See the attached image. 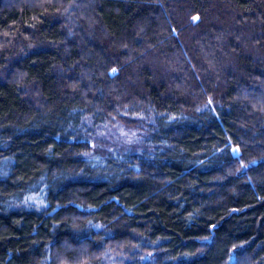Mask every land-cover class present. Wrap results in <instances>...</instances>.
Segmentation results:
<instances>
[{
    "label": "trees",
    "instance_id": "obj_1",
    "mask_svg": "<svg viewBox=\"0 0 264 264\" xmlns=\"http://www.w3.org/2000/svg\"><path fill=\"white\" fill-rule=\"evenodd\" d=\"M106 251L264 264V0H0V264Z\"/></svg>",
    "mask_w": 264,
    "mask_h": 264
},
{
    "label": "rangeland",
    "instance_id": "obj_2",
    "mask_svg": "<svg viewBox=\"0 0 264 264\" xmlns=\"http://www.w3.org/2000/svg\"><path fill=\"white\" fill-rule=\"evenodd\" d=\"M137 130L134 127H128L126 125L105 127L98 134L97 150L103 151L104 153L106 149L119 151L122 149L137 148L142 143V138ZM104 253L102 261L99 263L85 264H126V258L124 256L110 251ZM233 261H235V256H233L231 264H233Z\"/></svg>",
    "mask_w": 264,
    "mask_h": 264
},
{
    "label": "snow or ice",
    "instance_id": "obj_3",
    "mask_svg": "<svg viewBox=\"0 0 264 264\" xmlns=\"http://www.w3.org/2000/svg\"><path fill=\"white\" fill-rule=\"evenodd\" d=\"M194 19H196V18L194 17ZM113 71H115V70H113Z\"/></svg>",
    "mask_w": 264,
    "mask_h": 264
}]
</instances>
